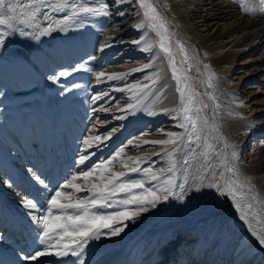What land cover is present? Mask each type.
<instances>
[{
  "label": "bare ground",
  "instance_id": "bare-ground-1",
  "mask_svg": "<svg viewBox=\"0 0 264 264\" xmlns=\"http://www.w3.org/2000/svg\"><path fill=\"white\" fill-rule=\"evenodd\" d=\"M86 2L91 5L90 9H101L102 5L106 6L104 10H106L107 14L105 22H103L98 14L89 12L90 15L85 19L84 24H82L83 28L89 34L100 33L96 37V52L91 55V60L88 65V69L92 73L89 71L83 77V80L90 78L91 86L89 88L86 87V91L83 88L76 89V93H81L83 96H85L87 91L92 95L97 94L98 98L96 97L95 100H99L96 102L98 105L96 108L98 110L104 109L102 111V118L104 117L106 120L99 122L100 119L94 118L96 120L94 123L99 124L98 127L104 129V125L112 122L123 124V127L119 130L109 131L106 133L105 138L99 136V139L95 140L94 148L85 156V163H80L75 168V175L84 181L82 189L80 191L74 190L76 197L69 201H61V203L76 204L79 201H87L90 216L92 214L106 216L103 214L106 212V207L101 206L103 202H100L96 207H93L91 204L93 198H91L93 195L92 190L94 191L95 189L93 185H98L100 188H103L105 184H108L109 180L112 181L115 179V174L117 173L122 175L116 180L120 184L126 185L123 189L128 192L127 196L129 200H127L130 202L129 208L137 204L133 201V197H136L137 200L145 197L147 199H153L148 194L155 193L156 195L159 187L168 188L169 192L160 193L161 195L158 194L159 201L154 206L145 205L147 206L145 213L135 214V216L130 219H124L122 222H116L117 220L113 221L112 229L123 227V231L118 235H112V229H101L102 234L98 238H91L84 241V248L81 255L73 256L70 252L68 255H56L55 253L64 251L63 244H58L48 249L51 254L40 257L38 261H32L33 264H91L95 256L99 254H101L100 264H153L155 262L154 258H156L157 254L154 249L153 251L151 249H157L159 242L163 241L169 235L170 225L166 222V219L177 204L178 196H183L189 202L194 203L206 199L207 195L193 194L194 189H189L192 186H198L201 187L203 192L208 193L209 187L207 186L211 184L212 175L209 178L206 173H202L204 169L201 170L198 162L192 166L188 173L183 172L181 159L186 148L185 140H180L179 143L177 142L178 144L175 146L179 151L177 162L171 168L163 167L164 165L161 166V162L158 163L155 161V158L151 157L153 155L137 156L133 155L127 149L116 150L113 153V148L117 142H123L125 140L124 136L129 134V131L137 128L140 129L148 117L151 119L148 120L150 124L154 125L165 119L169 123H176L178 122L179 114L183 117L186 115L192 116L195 110L193 94H200V97H202L208 107L212 127L220 140L219 149H221L222 154L220 155L222 175L220 181H217L221 186V191L218 193L227 217L226 222L229 223L230 227L225 234L226 239L222 243L224 247L216 253L221 257L214 264H244V262L249 264H264V247H261L256 237L252 235V231H255L259 235L264 236V229L261 228L263 224L259 223V215H253L251 218L248 215L249 213L247 214L248 217L245 216L246 214H242L244 211L242 205L246 204L247 200H249V203L258 212H261V215L264 217V157L258 156V149H250L246 154V163L242 166L238 164V166H241V170L237 176L239 179L237 187L235 184H232L229 179L230 176H228L229 142L216 120V108L218 106L222 111L220 113H223L226 133L236 146L238 143H246L252 136L264 137V112L262 114H255L249 118L250 116H246L245 113L239 110L240 106L244 104L243 97L236 94L241 78L237 83L232 79L233 71L237 70H234L237 59L249 51L258 49L257 42H260L264 37L261 35L264 32V15L259 12L250 14L246 10L241 9L236 0H160V2L156 0H143V7L137 0H122V2L120 0H86ZM142 10L147 12L148 16H145ZM153 16L155 20L150 19ZM137 24L141 26L144 24L142 35L137 36L135 33ZM154 24L155 27H153ZM142 38L141 50L128 48V46L137 45ZM51 41L49 42L51 43ZM55 41L53 42L55 43ZM162 43L170 49V53H164L161 49ZM107 44H110V46H106ZM65 48L63 47L61 49ZM4 52L6 51L4 50ZM30 52H33V50ZM62 52L61 55L64 56V52L63 54ZM48 54L50 55V53ZM59 54L57 53L55 55L59 56ZM13 55L15 57V53ZM19 55L18 58H22ZM55 55L53 56L54 58ZM40 58L42 59L43 57L40 56ZM173 59L181 70V80L184 84L182 90L184 92V106L180 102L181 93H178L176 90V81L179 77L173 76L170 73L169 67L172 65ZM42 63H45V61H42ZM56 64L54 63V65ZM6 66L9 75L7 83L14 80L18 82L16 85H22L23 82L28 81V84H26L30 88L33 86V82L30 83L29 81L30 78L39 76V73L32 72L31 70L28 72L25 66H23L24 68L17 67L13 63H7ZM63 77L62 79L57 77L58 80L56 79L52 81L53 83H48V90L55 91L61 87L70 90V86L74 82V77L71 75ZM5 79L7 80V77ZM43 81L45 83V80ZM40 87L42 86L40 85ZM37 90L40 91V88ZM45 92L44 94L47 95ZM108 92H111L110 97L107 96ZM33 94L34 92L30 96ZM118 94L121 95L120 100L124 99V96H128L127 100L130 103L129 107H125L122 110L128 113L121 116H117L121 112L119 111V103L117 102L111 106L114 102L113 98ZM74 95L75 93L72 94V96ZM70 96H66V98ZM50 97L52 98V96ZM146 102L149 104L154 102V107L152 114L143 119L140 117V113L143 111L142 108ZM0 105L6 107L10 104L8 100H3ZM183 107H187L188 112L185 113ZM4 113H8V111L4 109L0 110V114ZM8 124L7 122L3 125L1 129L2 133L11 132L12 134L13 131H16L19 134L21 132L20 128H25V126L17 123L11 127ZM94 128H97V126L92 124V129ZM168 140H176V137L167 136L162 141ZM147 141H143L142 143H146ZM162 145L166 146V144ZM96 160L99 161L98 164L95 163ZM87 164L97 168L89 171ZM88 173L91 174L87 175ZM233 182H235V179ZM137 185H142V187ZM12 186L11 184L9 187L8 181L3 177V173L0 172V228L3 227L1 225L4 224L6 226L11 221L13 222V220L15 221L14 224H16V221L23 224V227L19 228L15 225L10 230L13 237L20 235V238L17 239L18 243L15 246L17 247L15 248V252L12 250V247L7 248L6 235H0V264H22V261L19 260V253L22 252L21 247H24V245L21 246L20 243L27 238L29 239H27V243L29 244H32L36 240L40 242V239H37L36 225H29L28 223L30 216L27 214V210L22 201L35 200L41 206L47 201L44 193L31 197L27 192L31 188L26 190L23 186H20L19 188H23L22 193H20L18 191L19 189L15 191L17 186H14V188ZM110 186L111 184L108 185V187ZM173 189L175 190L172 191ZM31 193L34 192L31 191ZM230 193L232 196H230ZM118 194L120 193L118 192ZM86 197L88 198L87 200H85ZM71 211H75L77 215L82 213L83 209H55L54 215L64 217ZM250 224L251 230L249 227ZM11 227L10 225L9 228ZM154 229L156 230L152 231ZM69 238L70 241L68 243L72 244L73 247H76L77 242L81 239L79 236H69ZM142 246L144 247L141 249ZM126 253L129 254L127 257L125 256ZM175 254V249L161 253L157 261L158 264L165 263L169 258L174 259L175 257L173 255ZM177 258L179 257L176 256ZM213 259L215 258H212V256H206L204 262L206 264H213ZM100 260H96L95 262ZM215 261L217 260L215 259ZM191 262L189 264H198L197 259Z\"/></svg>",
  "mask_w": 264,
  "mask_h": 264
},
{
  "label": "rangeland",
  "instance_id": "rangeland-1",
  "mask_svg": "<svg viewBox=\"0 0 264 264\" xmlns=\"http://www.w3.org/2000/svg\"><path fill=\"white\" fill-rule=\"evenodd\" d=\"M137 1L141 5V0ZM156 1L160 2V0ZM236 1L239 3L241 9H251L254 12H259L264 15V13L261 12V8L264 7V5H261L260 0ZM30 3H32V0H6L5 8L0 11V16H3L4 18L13 16L14 19L17 20H15L16 22L14 21V19L13 21L10 20V22L14 26L13 29H7L5 26L0 25V33H7L0 36V40L3 41L2 43H0V65L2 64L0 66V104L3 100H8L10 104L6 107H2V105H0V110L4 109L8 111V113L0 114V172L3 173V177L8 181L9 185L12 184L13 188L14 186H17L15 188V191L19 189L18 191L22 193L23 188L19 187L23 186L26 190L31 188L30 191H27L31 197L42 195V193H44L47 199L54 194V191H63L64 194L68 197L67 199H61V201L64 202L72 200L74 197H76L74 193L75 189H73L72 187L60 188L58 187V185H63L65 183L71 182L78 185L80 189H82L84 181L75 175V168H77L80 164L79 161L81 155L86 156L90 153V151H92V149L94 148L96 137L101 136L102 138H105L106 133H108L109 131L121 129L123 127V124L112 122L104 125V129L98 127L99 124L94 123L96 121L94 118L100 119L99 122H104L106 120L104 119V117L102 118V111L104 109L98 110L96 108L98 106L96 102H98L99 99L96 101L94 98L97 97V94L92 95L89 91H87V94L85 93V96H83V94L81 93H76V89L78 90L83 88L85 90L86 87L89 88L91 86L90 78H86L83 80L84 75L86 73L88 74L90 70H80L77 71V73L75 71V69L80 68L82 65L84 66V68L88 69L91 55L96 52V37L100 32L89 34L82 26L85 19L90 14L89 12H82L81 8L86 7L90 9L91 5L86 2V0H36L35 6L40 8V12L36 14L34 19H30L28 13H31L33 9L25 7V5ZM7 5H10L13 8L16 6L15 12H8ZM55 7H58L59 10H54ZM73 11L76 12L75 16L72 15ZM142 12L145 15V11L142 10ZM98 16L102 19L103 22H105V14H98ZM21 21L25 22L21 23ZM136 27V35H142L144 24H142V26L140 24H137ZM42 34L43 36H41ZM261 35L264 36V32H262ZM49 37H51L52 39ZM54 40H56L55 43L53 42ZM49 41H51L53 45ZM141 42H143V38L139 40V43L137 45L128 46V48H137V50H141ZM257 43V50L249 51L242 57L237 59L234 69L237 70L233 71L232 73V79L235 80V83H237L241 78L236 94L243 97L244 104L240 106L239 110L242 113H245L246 116H250L249 118H251L255 114H262L264 112V37L260 42ZM44 45H48L50 47ZM26 46H28L29 48ZM56 46L58 47V49ZM62 46L66 48L61 49L63 48ZM67 47L69 48V50ZM4 50L6 52H4ZM32 50L34 53L30 52ZM44 50L47 52H45ZM60 51L64 52V54L62 52L64 56L61 55ZM65 51H67L68 54H66L67 52ZM14 53L15 57L13 55ZM35 53L36 55L34 56ZM48 53H50V55ZM57 53H60L59 56L57 55L58 57L55 55ZM164 53L166 52L164 51ZM168 53H170V49ZM18 55L22 58H18ZM54 55L55 58L53 57ZM40 56L43 58L41 59ZM56 59L57 64L59 63L58 65L56 64ZM42 61H45V63H42ZM173 61L174 63L172 62V65L169 67L170 73L173 76L179 77V79L176 81V90L178 93H180V91H178V88L183 90L184 87V84L181 80V70L176 61L174 59ZM7 63H13L14 65H17V67L25 66L28 72H30L31 70L32 72L39 73V76H37L38 79L37 77L30 78V83L33 82V86L30 88H28L27 85L28 81L23 82L24 85H16V83L18 82L14 80V82L12 81L7 83V81L9 80L6 66ZM54 63L57 66L54 65ZM61 68L66 70H62ZM56 71L57 73L59 71L60 72L57 74ZM64 71L66 73H70L65 76L68 77L71 75L74 77V82L70 86L71 91L69 89L68 91L67 88L62 87L60 89L57 88V90L55 91L48 90V83H53L52 81L56 79L58 80V78H64L63 76L60 77V73ZM75 73L78 75H76ZM90 73L92 72L90 71ZM56 74L57 76H55ZM4 77H7V80ZM53 77H56V79H53ZM43 80H45L46 84ZM40 85L42 87H40ZM39 88L40 91L37 90ZM33 92L34 94L30 96ZM44 92L47 93V95L44 94ZM72 92L75 93L74 96H72ZM69 95L71 96L66 98V96ZM50 96H52V98ZM107 96L110 97L111 92H108ZM117 96L113 98L114 102L111 106L118 102V105H120L119 111L121 112L120 114H117V116H121L125 113H128L125 111L123 112L122 110L125 107H129L130 103L127 100L128 96H124V99L121 100V95H119L118 98ZM192 97L193 101L195 102L194 114H192V116L186 115L185 117L179 114V118L177 119L178 122H176L177 124L174 122L173 124L171 122L169 123L167 119H165L164 121H159L158 123L151 125L148 121L151 119L148 116H150V114H152L153 112L154 102L151 104L146 102L142 108L143 111H141L140 117H142L143 119L148 117L149 119H145L144 125L140 129L137 128L129 131V134H126L124 136L125 140H123V142H117L118 144L116 143L114 145L113 153H115L116 150L127 149L133 155L137 156L153 155L151 157L155 158L156 162H161V166L164 165L163 167L171 168L177 162L179 152L177 147L175 146L179 143L180 140H185L186 148L181 159L184 170L183 172L188 173L191 170L192 166L196 162H198L201 170L204 169L202 170V173H206L209 178L212 175L211 184L219 185V182L217 181H220V177L222 175V161L220 156L222 154L221 149H219L220 140L218 139V136L215 134V130L212 127L210 119L211 115H209L208 107L204 103L202 97H200V94H193ZM58 99H61L63 101ZM82 99H84L83 102ZM58 101L60 102L58 103ZM69 103L70 105H68ZM59 104H61L62 107ZM71 104L73 105V107ZM220 112L222 111L217 106L216 120L221 131L226 136L229 142L228 176H230L229 179L231 180L232 184H235V186L237 187L239 182L237 176L239 171L241 170V166L246 163V154L249 152V150L252 148H256L258 149V156L264 157V137L252 136L246 143H238L239 145L237 144L236 146V144H233V140L229 138L226 133L223 113ZM96 114L98 115V117ZM186 117H190V119ZM7 122L9 123V127L17 123L21 126H25V130L23 128H20L21 132H19V134H17V132L13 130L12 134L11 132L2 133L1 129ZM192 122H195L196 124L195 130H193L192 128ZM92 124H95L97 128L92 129ZM167 136L176 137V140H174L175 143H168V145L166 144L167 147L163 146L160 143H155L156 141H162ZM3 138L6 142L3 140ZM85 140L89 141L88 145L84 144ZM143 141L147 142L142 143ZM95 163L98 164L99 161L96 160ZM238 164L241 166H238ZM94 168L97 167L88 165L89 171H93ZM37 175L45 181L47 187L37 183L35 179V176ZM73 176L77 177V179H75L74 181L72 180ZM234 179L235 182H233ZM119 184V181H117L116 179L112 180L111 186L108 187L109 193L112 192L114 186H118ZM30 185L32 186L30 187ZM158 190L159 191L156 194L157 196L163 194L164 192H169L168 188L165 189L159 187ZM174 190L175 189H173L172 191ZM31 191H33L34 193H31ZM96 192L97 189H94V191L92 190V199L96 198ZM118 192L120 194L117 195ZM218 192L219 191H217L216 188H209L208 193L210 194L207 195L206 199L197 201L196 203L198 204L189 202L183 196H178L177 204L174 206V209H172V211L170 212L171 214L169 213L166 219V222L170 225L169 235L163 241L159 242V245H157V249H151L152 251L154 249L157 254L156 258H154L155 262L153 264H158L157 261L159 260L158 258L161 253L171 251L173 249H175V252L178 255H173V257H175L174 259L169 258L163 264H189V262H193L194 259H197L198 264H206L204 262L206 256H212V258H215L217 260L215 261V259H213V264L218 262V259L221 256H218V254L216 253L224 247L222 243H224L226 239L225 234L230 227L229 223L226 222L227 217L225 215L223 203L220 200ZM109 193H105V195H109ZM127 194L128 192L125 189H119V187H115V192L114 194L110 195L107 203L104 204L103 202V207H106H104L106 209V212L103 214L106 216L116 217L117 213L126 212L130 217H133L135 216V214L139 215L141 213H145V210H141V208L147 210V206L145 205L141 206L137 203L129 208L130 202L128 201L129 198ZM230 196H232V194H230ZM87 199L88 198L86 197L85 200ZM158 201L159 199H155L154 205L158 203ZM242 206L244 208L242 214H246L245 216H247L248 213L250 217L253 215H259V223L263 224L261 228L264 229V217L261 215V212H258V210H256L255 207L249 203V200H247L246 204H243ZM52 213L54 215L55 208L52 209ZM238 213L240 214L239 211ZM75 215L76 212L71 211L68 212L64 216V218ZM116 220V222H120L124 219L121 217H117ZM14 222L15 221L13 220V222L11 221L10 223H8L9 227L10 225L12 226L11 228H9L8 225H1L3 227L0 228V235H6L7 248L9 249L12 247V250L15 252V248H17L15 246L18 243L17 239L20 238V235L13 237L11 234L12 232L10 233V230L15 227V225L19 228L23 227V224L18 221H16V224H14ZM28 223L29 225L34 224L31 219H28ZM8 228L9 230L7 231ZM36 230V233L42 232V230L38 229L37 227ZM155 230L156 229L152 231ZM61 235H63V232L58 230V234H53V240L45 239L44 243H42L41 240L39 242L34 239L36 241H33L32 244H29L27 243L29 240L27 238L28 240L26 239L20 243L21 246L24 245V247H21L22 252L19 253V260L22 261V264H33V262L38 261L40 257L33 262L32 260L26 259L25 257L34 254L35 250H44L47 244H52L53 246L51 248L55 247L58 244H67L70 241L69 236H64V239L61 240ZM143 247L144 246H142L141 249ZM100 255L101 254L95 256V259H93V262L91 264H100ZM128 255L129 254L126 253L125 256L127 257ZM176 256H178L179 258L176 259ZM96 260L100 261L95 262ZM244 264L249 263L244 262Z\"/></svg>",
  "mask_w": 264,
  "mask_h": 264
},
{
  "label": "snow or ice",
  "instance_id": "snow-or-ice-1",
  "mask_svg": "<svg viewBox=\"0 0 264 264\" xmlns=\"http://www.w3.org/2000/svg\"><path fill=\"white\" fill-rule=\"evenodd\" d=\"M122 2V0H120ZM261 5H264V0H260ZM6 5V0H0V11H2L5 8ZM36 0H32V3L25 5L26 8H32V12L28 13V16L30 19H34L36 14L40 12V8L36 7ZM141 6L143 7V0H141ZM106 6L102 5L101 9H89L86 7H82L81 11L82 12H92L93 14H107ZM54 10H59L58 7H55ZM104 10V11H102ZM8 12H15V8L12 6H8L7 8ZM154 11V10H153ZM247 12L250 14H255L254 11L251 9H246ZM261 12L264 13V7L261 8ZM73 16L76 15V12L73 11L72 13ZM145 16H148V13L145 12ZM14 19V17H8L4 18L3 16H0V25L5 26L7 29H13L14 26L10 22V20ZM150 19L155 20V17H150ZM25 21H21V23H24ZM155 27V24L153 25ZM7 33H0V36L5 35ZM3 41L0 40V43ZM106 46H110V44H107ZM161 48L168 53L169 49L162 43ZM174 63V61H173ZM207 67V66H205ZM76 71L84 70V71H89V69L84 68L82 65L80 68L75 69ZM70 73L66 72H61L60 76H65ZM103 75V74H101ZM53 79H56V77H53ZM178 91L181 93V105L184 106V92L178 88ZM95 99V98H94ZM184 112H188L187 107H183ZM190 119V117H186ZM192 128L193 130L196 129V124L195 122H192ZM199 138V137H197ZM96 139H99V137H96ZM155 143H160V144H168V143H175L174 140H168V141H156ZM85 145L89 144V141L85 140L84 141ZM86 157L84 155H81L80 157V163L84 164L85 163ZM91 173H88L87 175H90ZM122 174L117 173L115 174V179H119ZM155 178V177H154ZM35 179L38 184L44 185L47 187L45 184V181L41 179L38 175L35 176ZM77 179V177L73 176L72 180L74 181ZM112 184V181L109 180L108 184H105L103 188H100L98 185H93V188L97 189V192L95 194L94 199L91 200V204L93 207H96L100 202H104V204L107 203V201L110 198L111 194H114L115 192V187H119L120 189H123L126 187L124 184H119L118 186H114L113 190L109 195H105V193L109 192L108 185ZM11 185H9L10 187ZM139 187H142V185H137ZM60 188H68L72 187L76 191H80V187L74 183H65L63 185H58ZM207 187L209 188H216L217 191H221V186L217 184H209ZM193 194H200V195H209L210 193L203 192L201 187L198 186H192L189 190H193ZM231 194V193H230ZM148 195L152 196L153 199H147L145 198H140L137 200L136 197H133V201L138 203L139 205H153L154 206V200L158 199L159 197L155 195V193H149ZM68 197L64 194L63 191H54V194L51 195L45 204L43 206L40 205L39 202L35 200H26L22 201L25 209L27 210V214L30 216L31 221L36 225L38 229H41L42 232L37 233V239H40L42 243L45 242V239L47 240H53L54 233L58 234V230L63 232V235L60 236V239L63 240L64 236H79L81 239L80 241L77 242V246L73 247L72 244H64V251L63 252H57L55 253L56 255H68L69 252L73 256H79L83 252L84 248V241L91 239V238H98L102 233L101 229H112V222L116 220L117 217H121L123 219H130L131 217L126 213V212H120L116 214V217L113 216H98L96 214H92L91 216L89 215L88 211V202L87 201H79L76 204H63L61 203V199H67ZM103 206V205H101ZM60 209V210H65L68 208H73V209H83V212L80 214H77L75 216H69V217H61L60 215H53L52 209ZM141 210H146L144 208H141ZM122 222V221H121ZM250 230H251V224L249 225ZM121 231H123V227L117 228V229H112L111 234L112 235H118ZM252 235L256 237L259 245L261 247H264V236L259 235L257 232L252 231ZM53 245L52 244H47L44 250H37L35 251L34 254L25 257L26 259H30L32 261L37 260L39 257L49 255L48 248H51Z\"/></svg>",
  "mask_w": 264,
  "mask_h": 264
}]
</instances>
